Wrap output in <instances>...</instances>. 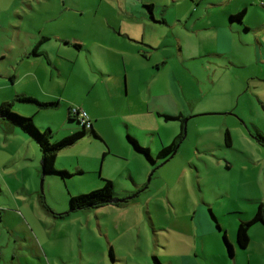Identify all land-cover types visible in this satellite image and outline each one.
<instances>
[{
    "label": "rangeland",
    "instance_id": "obj_1",
    "mask_svg": "<svg viewBox=\"0 0 264 264\" xmlns=\"http://www.w3.org/2000/svg\"><path fill=\"white\" fill-rule=\"evenodd\" d=\"M20 3L8 1L0 14V105L14 102L13 112L33 117L42 132L50 129L52 142L81 128L69 119V109L84 110L100 138L88 133L62 150L55 168L71 176L47 174L42 191L39 144L0 118V264H45L41 257L54 263L56 254L68 261L67 232L77 236L79 231L64 221L82 226L80 235L86 237L88 220L96 223L99 214L122 218L108 212L110 206L70 212L72 196L102 189L103 180L115 183V198L133 196L125 203L148 208L128 220L146 227L154 240L163 234L161 226L181 221L190 242L195 209L205 208L211 221V214L217 218L214 229L230 257L224 236L234 239L238 225L251 220L264 202V144L258 139L264 138V45L247 34L220 49L212 29L198 35L191 30L193 20L188 26L177 21L185 7L172 0H25L21 19ZM150 4L155 17L169 23H145ZM259 15L264 25L260 4ZM148 40L156 47L142 48ZM134 44L147 55L131 52ZM124 49L130 50L129 86L125 76L120 83L117 77ZM21 96L55 105L42 108L18 101ZM132 115L138 116L135 125L128 123ZM183 120L186 133L180 140ZM144 124L154 125L155 132ZM160 135L169 146L178 139L179 147L169 161L156 164L128 139L151 146L157 161ZM78 163L84 173L76 171ZM135 184L142 188L125 195ZM136 228L131 235L139 241ZM99 250L98 245L90 253L85 248V255L97 258ZM142 258L139 264L153 263ZM69 262L77 264L75 258Z\"/></svg>",
    "mask_w": 264,
    "mask_h": 264
},
{
    "label": "crops",
    "instance_id": "obj_2",
    "mask_svg": "<svg viewBox=\"0 0 264 264\" xmlns=\"http://www.w3.org/2000/svg\"><path fill=\"white\" fill-rule=\"evenodd\" d=\"M8 1L10 0H0V14L5 13V9L2 5ZM20 4L21 7L17 9L16 15H20L21 12L24 13L26 11L24 6L25 0H21ZM172 4L185 7V11L179 16L177 15V21H179L184 26H188V23L193 20L194 23L191 25V30L194 33L201 35V32L212 29V32L215 33L214 42L215 44L218 43V47L220 49L231 44V41L237 36L242 37L247 34H254L259 40V43L264 45V28H262L264 25L260 23L261 16L259 15V4L264 7V0H172ZM244 10L246 11V15L242 18V23L231 21V16H235ZM151 16L154 17L156 21L152 19ZM22 17L23 16L21 15L19 16L20 19ZM142 18L145 20V23L150 22L152 25H165L169 23L166 17L161 20L163 23H159V18L155 17L154 14H146ZM2 23L3 21L0 18L1 28L3 27ZM152 25L148 26L151 27ZM145 26L147 27V25ZM127 33L129 34V32ZM129 35L131 36V34ZM131 37L133 40L137 39L135 36ZM146 43L147 44H144L142 48L152 49L153 47H156L155 44H153V42L150 40L146 41ZM244 43L247 44V42ZM130 48H132L131 52H140V54L144 56L147 55V52H145L144 49L138 50V46L136 44H134L132 47L130 46ZM129 51L130 50L127 49L120 51L119 55L124 59L119 64L122 66V70L117 72V77L120 79L119 83L123 81V77L125 76L128 86L130 83L129 69H131V66L127 61L126 54H128ZM4 57L6 56H3V58ZM156 97L160 98L159 95ZM144 112L148 114L149 110ZM144 112L140 114L141 118L143 117ZM198 113L200 112H196V114ZM136 116L132 115L128 117V123L135 125V123H137L138 117ZM89 117L92 120L90 115ZM183 117L186 116L183 115ZM143 128L145 130H149V132H155L154 125L144 124ZM159 138L160 143H156L155 145L161 151V149L168 147L169 143L163 139L161 135ZM143 146L149 147L150 152L152 151L151 146H146L144 144ZM159 161L160 160H157V163ZM76 166L77 167L75 169L78 171V173L85 172V169L80 163L76 164ZM135 186L136 187L133 188L134 190H132V192L127 191L125 192V195H130L134 193V191H138L140 188H142L140 184H135ZM114 187L116 190L115 183ZM17 202H19V200ZM130 203H125L126 205H123L124 203L121 205H107L112 208L110 209L111 211L108 212H112L117 217L120 216L122 218L102 219L99 214L96 223L88 220L86 225V233L89 234L86 237L80 235V231L83 228L82 226L77 228L76 223L72 221H64L69 222L71 231L73 228L79 231L77 236L69 234V231L67 232L66 238L68 243H66V245L69 246L71 251V255H65V258L68 261L62 258V254H56V256L53 255L52 259L54 260V263H48L45 259H42V257L40 260L45 264H71L69 261H73L74 258L76 259L77 264H139L140 261L143 260L142 257H145L146 260L151 258L153 260V257L156 256L162 262V264H264V225L262 224H256L251 228L249 232V234L251 233L250 243L246 249H241L239 246H237L238 243H236V230L234 234L235 238L233 239L232 237H229V241L234 249V255H229L230 257H227L221 238L214 229L213 222H217V218L212 215L214 220H212V222L205 208L199 206L195 209L197 218L195 220L196 224L193 222V233L190 242L187 241L186 237L188 235L186 234L185 227L181 221L175 223L169 222L165 226H161V231L163 234L154 240L146 236V233L148 232L146 227L136 228L138 226L136 220H128L132 213L142 214V209L144 210L147 207H141L137 203ZM58 224L61 223H57L56 225ZM216 227L219 229V231H221L220 225H217ZM134 228L137 229V234L141 236L139 241H136L137 237L131 235V232L134 230ZM96 229L97 236L93 238L90 236V233L92 232L93 234H96ZM171 232L175 237H170ZM62 239L63 238H60V241ZM255 242H259L260 246L254 247ZM57 244L60 245L61 242L58 240ZM94 245L99 246L100 250L98 253L100 255H97V258L92 257L91 254L85 255V248L87 252L90 253L89 250L93 249ZM45 256H47L46 252ZM1 257H4V254H1ZM48 259L50 260L49 257ZM145 262L147 263V261Z\"/></svg>",
    "mask_w": 264,
    "mask_h": 264
},
{
    "label": "trees",
    "instance_id": "obj_3",
    "mask_svg": "<svg viewBox=\"0 0 264 264\" xmlns=\"http://www.w3.org/2000/svg\"><path fill=\"white\" fill-rule=\"evenodd\" d=\"M147 9H148V12L152 15L154 11V5L153 4L148 5ZM245 15H246V11L244 10L235 16H231V21L242 23L241 20ZM151 18L155 20L154 17L151 16ZM159 23H163V21H159ZM17 100L20 102H24V103L37 104L38 106L42 108H48V107L55 105L54 103L39 102L37 99L29 97V96H21ZM13 107H14V102L2 103L0 105V118L6 119L9 122L19 126L37 141V143L40 146L41 153H42V174H43L42 176L43 177H45L47 174H54V173L60 174L62 175V177L71 176L70 173L67 171L59 172L56 170L55 165H56V160H57L59 153L62 150L68 147H72L75 144H77L86 135H88V133L89 134L92 133V135H94L96 138H100L97 132L95 131L92 122L90 126H88L87 123L83 122L81 113L84 110L70 108L68 111L69 119L72 121H77L80 124L81 128L77 127L79 128L77 132H74L70 136L62 138L59 141L52 142L53 134L50 129L42 132L40 129L36 127L33 117H26L23 115L16 114L15 112H13ZM179 118L180 117L165 116V119L167 121L178 120ZM184 124L185 122L183 120V124H182L183 133H182V136L180 137V140L182 139V137L184 139V135H185ZM128 139L133 144L136 151L144 154L147 157V159L151 161L153 164L157 163V161L153 159L150 149L141 146L139 142L136 141L133 137L128 136ZM258 139L260 140L261 143L264 144V138L258 136ZM225 140H226L227 145H230L231 137H230L229 131H227L225 135ZM178 147H179V142L177 139L170 146L161 149V151L158 154L157 160L161 161V160L169 158L176 150H178ZM103 181H104V187L102 189L93 191L89 194L72 196L70 200V208H71L70 212L91 209V208H102L107 205L114 204V203H111L113 199H116L114 197L116 196L114 183L111 180H103ZM121 204L122 203H120L119 205ZM59 216L60 217L64 216V214L59 215ZM256 224L264 225V202L259 204L258 210L251 220L242 221L238 225L237 243H238L239 248L246 249L249 246V243H250L249 232L251 228ZM224 243L227 247L229 255L233 256L234 249L226 235L224 236ZM153 264H162V262L155 256L153 257Z\"/></svg>",
    "mask_w": 264,
    "mask_h": 264
},
{
    "label": "water",
    "instance_id": "obj_4",
    "mask_svg": "<svg viewBox=\"0 0 264 264\" xmlns=\"http://www.w3.org/2000/svg\"><path fill=\"white\" fill-rule=\"evenodd\" d=\"M185 126H186V124H185ZM185 131H186V128H185ZM184 133H186V132H184ZM175 154H173L169 159H171L173 156H174ZM167 161H169L168 159L165 161V162H167ZM162 166V165H161ZM41 188H42V191H43V188H44V177L42 178V182H41ZM133 198V196L132 197H128V198H125V199H113L112 201H111V203H114V204H120V203H125L126 201H128V200H130V199H132Z\"/></svg>",
    "mask_w": 264,
    "mask_h": 264
},
{
    "label": "built area",
    "instance_id": "obj_5",
    "mask_svg": "<svg viewBox=\"0 0 264 264\" xmlns=\"http://www.w3.org/2000/svg\"><path fill=\"white\" fill-rule=\"evenodd\" d=\"M81 117L83 118V122H84V123H87V125L90 126V124H91V119H90V117L88 116V114H87L86 112L82 111V113H81Z\"/></svg>",
    "mask_w": 264,
    "mask_h": 264
}]
</instances>
